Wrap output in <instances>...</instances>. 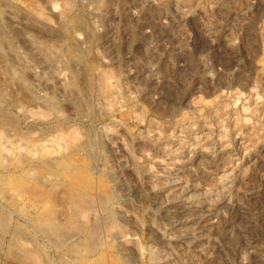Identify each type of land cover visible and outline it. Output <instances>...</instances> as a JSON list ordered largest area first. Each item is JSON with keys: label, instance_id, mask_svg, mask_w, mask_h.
Listing matches in <instances>:
<instances>
[{"label": "rangeland", "instance_id": "obj_1", "mask_svg": "<svg viewBox=\"0 0 264 264\" xmlns=\"http://www.w3.org/2000/svg\"><path fill=\"white\" fill-rule=\"evenodd\" d=\"M0 264H264V0H0Z\"/></svg>", "mask_w": 264, "mask_h": 264}, {"label": "bare ground", "instance_id": "obj_2", "mask_svg": "<svg viewBox=\"0 0 264 264\" xmlns=\"http://www.w3.org/2000/svg\"><path fill=\"white\" fill-rule=\"evenodd\" d=\"M22 145V144H21ZM3 148V147H2ZM80 219V218H79ZM82 219V218H81Z\"/></svg>", "mask_w": 264, "mask_h": 264}]
</instances>
